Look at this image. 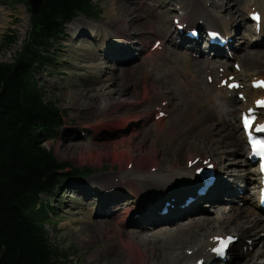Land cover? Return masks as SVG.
Returning <instances> with one entry per match:
<instances>
[{
	"label": "rangeland",
	"instance_id": "374dc122",
	"mask_svg": "<svg viewBox=\"0 0 264 264\" xmlns=\"http://www.w3.org/2000/svg\"><path fill=\"white\" fill-rule=\"evenodd\" d=\"M194 1L197 2V0ZM224 1L227 3L226 8L215 7V11L221 12L224 17L231 20L236 18V13L237 15L240 14L243 25H246L244 22L246 0ZM94 2L101 8L100 17L97 19L82 15L79 17L81 20L98 25V27H101L100 25L105 28L110 26L114 30L125 31L123 33L133 38L137 45L136 47L144 51L151 46L156 37H164L165 40L169 37L167 34L171 33V21L173 16L177 14V11H175L176 5L178 3H189L190 0H94ZM200 2L203 6H205V3L210 4L212 2L215 5L219 0H201ZM227 6L230 7L228 10ZM3 7L5 11H1L2 8L0 7V14L2 19L3 17L7 19H1L2 23L0 21V25L5 24L0 30V44L4 34L11 29L16 31L17 41L0 49V62L13 60L30 28L31 16L30 7L23 2ZM186 9H188L187 5ZM241 9H243V12ZM111 15L118 17H111ZM102 31L104 32L105 29H102ZM101 40L103 39L98 41ZM98 41L89 38V36H84L79 38V40L64 39V46L60 50L59 67L55 71L52 69L42 71L37 77L41 84L47 88L46 98L55 101L58 107L67 113V123L82 126L99 124V126L107 125L111 127L114 124H123V119L126 118L130 128L126 132L118 131L109 134L101 132L102 134L99 135H95V131L91 130L87 137H80L73 131H67L60 132L55 138H47L45 145L54 150L59 161L67 162L74 167L87 168L92 170V172L87 178H70L62 186L68 185V187L63 192H60L55 201L44 195L45 201L52 200V204L57 205L55 210H52L57 216L46 228L54 245L64 251H68V253L72 249L76 250V253H72V257L68 259L72 264H128V254L125 251L124 261L113 262L110 256L111 249L114 246L124 250L121 242L122 238H120L121 230L123 233L128 231L131 234L140 226L124 228L117 226L116 220L113 219L92 218L90 212L94 209V206H91V204H95L94 200L87 199L83 202L79 195L77 198L75 193L69 189L72 183L83 184L87 182L85 184L87 190L93 188L98 181L110 187L115 171H121L126 166L125 162L113 161L112 156L114 155L126 156L130 152V155L135 160L146 159L150 161V159H153L159 165L169 169V166L176 162L185 164L187 155L190 152L202 151L203 145L218 150V144L225 145L222 143L223 140L232 141L227 148L219 149V152L221 151L222 153L224 150H235L240 146V141L237 133L233 134L231 129L224 127L221 122L215 120L217 114L214 109L208 111L206 123L203 126L205 127L207 124L210 125L214 122L218 124L220 133L215 134L216 139L214 142L206 139L207 135H202L200 133L202 128L199 127L188 133H186V130H182L181 137L175 141L173 140L174 131L166 133L156 123L149 122L144 126L140 124L136 127L133 124L135 120H132L131 116L140 108L137 94H142L141 92L145 85L149 88L151 99H155L161 93H165L169 98L177 96L188 103L192 102L193 92L182 81L183 70L187 68L186 60H190L189 55L176 50L180 43L172 46L168 44L166 48L171 56L169 60L163 59L160 54L144 53L130 65L116 70L111 68L113 65H109L101 58L97 45ZM242 44L243 47H246V40ZM97 53L98 55H96ZM236 59L243 62L239 56ZM247 68L257 74L264 75V65L250 66L248 64ZM108 78H117V81L115 83L112 81L105 83ZM189 81L193 83L191 80ZM104 84L109 90L118 87L121 92H126V94L119 96L123 94L120 92L116 95L118 102L114 103L113 101L107 106L108 100H111L115 95L112 91L105 92L104 88L106 86H103ZM89 96L93 97L89 99ZM147 103H149L148 100L144 101V104ZM192 104H190L188 110L190 115L186 116V120L189 123L192 122L196 113V109ZM180 108L179 113H181ZM143 118L144 116H142L141 120ZM170 123L171 120L168 119L166 124L171 125ZM201 140L202 142H200ZM243 156L244 151L242 150V154H235L232 158L239 161L245 159ZM100 180L103 181L101 182ZM69 182L72 183L69 184ZM131 185L128 183L129 189ZM127 191L129 192V190ZM66 205L69 207L67 208ZM203 208L206 210L205 214H209L208 216L211 219L217 221L215 213L220 211H216L211 206L209 208L203 206ZM244 208L257 213L253 205H246ZM202 214L200 213V215ZM84 215L89 219L91 218L89 223L81 224L75 222V220L84 217ZM65 220L73 224L67 229L61 230L60 222ZM186 220L187 218L183 221ZM98 221L104 227L97 224ZM207 222L209 223V221H205L204 225H207ZM165 225H169V222L163 223L160 227ZM201 225L196 226L194 223L190 225L185 223L177 235L181 233L190 235V232H194V229ZM169 227H172V225ZM111 228L114 229L111 230ZM152 229H146L148 235L151 234ZM225 231V228L219 227L218 224L213 230L204 232L203 239L209 238L214 233H224ZM228 231L233 232L232 229H228L226 232ZM161 237H163L159 250L161 255L176 256L177 252L193 246L190 244L188 247L170 250L168 249L169 240H172L176 235L173 236L172 232H166ZM153 258H149L146 261L143 260V264H154L156 260ZM178 260L176 259V261Z\"/></svg>",
	"mask_w": 264,
	"mask_h": 264
},
{
	"label": "trees",
	"instance_id": "16d2710c",
	"mask_svg": "<svg viewBox=\"0 0 264 264\" xmlns=\"http://www.w3.org/2000/svg\"><path fill=\"white\" fill-rule=\"evenodd\" d=\"M99 12L93 0H43L14 61L0 63V264H69L44 230L49 207L40 194L84 170L61 163L43 145L63 119L55 102L45 99L36 71L54 64L50 48L66 22ZM15 40L7 34L2 46Z\"/></svg>",
	"mask_w": 264,
	"mask_h": 264
},
{
	"label": "bare ground",
	"instance_id": "6f19581e",
	"mask_svg": "<svg viewBox=\"0 0 264 264\" xmlns=\"http://www.w3.org/2000/svg\"><path fill=\"white\" fill-rule=\"evenodd\" d=\"M197 9H200V7L197 5L196 6ZM230 7L227 6V10ZM202 10H205L202 8ZM208 11V10H205ZM237 12V10H236ZM111 17H118L116 15H111ZM239 15L236 17V19H239ZM2 19V15L0 14V21ZM3 19H7L6 17H3ZM2 19V20H3ZM119 19V18H116ZM236 19H233V21H236ZM240 20V19H239ZM79 21L78 19H76L74 22ZM3 21H1L2 23ZM196 23L199 24V20L196 21ZM75 24V23H73ZM72 24V25H73ZM79 26L80 25H84L82 22H78ZM5 24L0 25V30L1 28L4 26ZM71 25V26H72ZM101 29H104L105 27L102 25H100ZM96 27V28H95ZM95 27L90 26L89 24H87V30L84 34H79L78 36L80 38H83L84 36H89V38H92L96 41L99 40V36H100V32L98 29V25H95ZM110 27V26H109ZM75 29L76 30H80L83 29L82 27L77 28L76 24H75ZM75 30V31H76ZM113 33V36L115 37L114 40L115 41H120L123 40L124 34L122 32H119L117 30H110ZM104 38V42L102 41H98V44H100V49H103V52H100L102 54H100L103 58V56H105L104 58H106L107 55H103V53H106V50L104 48H102V46L104 47L103 44L108 45L107 43H112V41L107 42L108 40H110V38H108L107 36H105V33H103ZM242 42V41H241ZM250 46V45H249ZM248 46V48H244V47H239L240 50H242V54L239 55V57L243 60V72L247 71V66L248 64H250V66L255 65V66H261L264 65V50L258 49L257 51H253V49H249L250 47ZM98 55V53L96 54ZM197 61H194V58H191L190 60L187 59L186 60V70H184V76H182V81L188 85V87L190 88V90L193 92V95L191 97L192 102L188 103L187 101H184L182 98L174 96L171 98H168V100H170L169 102V106L167 107V109L169 111H171L170 114V119H171V123L174 124V128L171 131H174L175 134L181 133L182 130H187L188 132L193 131L195 128L199 127L202 128L201 129V134L202 135H207V139H209L211 142H214L215 137L213 135L214 134H218L220 133V130L218 129V124L216 122H214L213 124L211 123L210 125L207 124L205 127L204 124L206 123V118H207V114L208 111L210 109H216V114L217 116H220L222 120V123L224 121H227V118H230L232 115H235V111L237 109V104H238V100H229V101H222L219 100L218 103H214L213 100L215 101L216 98H218V90L215 89L213 86L214 85H209L207 84V82L205 81V83L203 82V80H200V82H198V86L192 84L187 77H192V70L196 73L199 74V76H201L202 74V68H201V64H208L210 61H207L204 57H201L200 59H196ZM250 71V69H249ZM239 76L242 79H245L248 74L247 73H241L239 74ZM195 79H198V76L195 75ZM108 83L109 81H112L113 83H115L117 81V78H108L106 79ZM189 83H191V85H189ZM103 86H106V84H104ZM102 86V87H103ZM97 90V88H95ZM105 92H110L112 91L115 95V97H112L111 100H108L109 102L106 104L107 106H109L113 101L114 103H117L118 100L116 95L119 94L121 92V90L116 87L115 89H111L109 90V88L106 86V88H104ZM98 92V91H97ZM95 92V93H97ZM260 91H257V93H259ZM123 94L119 95V96H123L126 94V92H121ZM142 94H137L139 96L138 98V103L140 104V108L137 110V112L131 116V118L133 119H137V117L142 114L145 113L147 111L153 110L155 111L156 106L160 105V101L162 97H156L155 99H151V95L149 92V88L147 85L144 86L143 91L141 92ZM220 93V92H219ZM221 94V93H220ZM113 95V96H114ZM225 96V94H224ZM90 97L93 96H89ZM175 97H177L175 99ZM140 99V100H139ZM149 103L144 104V101H147ZM125 102V101H123ZM185 103L187 104L185 106ZM194 103V104H192ZM190 104H192L195 109H196V113L194 115V118L192 119V122L189 123L188 120H186V116L190 115L189 110V106ZM83 106V105H82ZM179 107L181 113H179ZM87 110V109H86ZM230 120H233V118H231ZM127 119H123V124H114L113 126H111V128L105 129L108 130L111 133H114L115 130H117L118 127H123L125 126V124H128V122H126ZM164 122V120L162 121V123ZM231 125V124H229ZM105 128V127H109L107 125H103L101 126V128ZM101 131V130H100ZM185 138V137H184ZM204 140V139H203ZM202 142V140L200 141ZM225 145H229L230 141L227 140H223L222 142ZM236 153H241V149L235 150ZM234 153H228L225 156H220L218 153H216V151H214V157L217 160V162H219L220 164H228L227 162H225V159L228 158L229 160V165L224 167V170L226 172H240L242 171L239 167H241L242 165L246 164L245 161H241V162H235L232 161V155ZM113 157V161H121V162H125V164L127 165L130 161H133V167L132 169H127V167L123 168L122 171H115V175L120 176V178H125L127 180V182H129L130 184H132L133 188H135V192H139V193H143L145 195H147L146 197H153L155 194L153 195H149V191H156L157 195L161 193L160 196L164 195L162 194L163 191L165 192H170L174 187H176V185H181V182H185V181H191L192 180V170L188 167H181L180 169H172V170H168L165 167L161 166L158 171L155 172H150L148 171L146 168H150L151 165H158L155 164V160L150 159L149 160H144V159H133V156L130 155V152L128 154L125 155H121V156H112ZM141 164H145V168H142L141 170H139L137 168V165H141ZM176 164V163H174ZM171 164L169 167H171ZM173 168V167H172ZM246 179L251 180V181H255V177L254 176H248L246 177ZM114 179H111V182H113ZM101 182L103 180H100ZM121 182V181H120ZM188 184V183H185ZM77 185V184H76ZM102 185V186H101ZM111 186V185H110ZM94 187L96 188H104L106 189L107 185H103V184H97ZM114 187L111 189L113 190ZM82 190H86V185L83 186ZM220 192V191H219ZM228 192H232L231 189L228 190ZM149 195V196H148ZM156 197V196H155ZM109 198V197H108ZM214 198V197H213ZM156 202H150V206L155 205ZM213 208L216 211H220V212H216V220L215 221L213 219H211L210 216H208L209 214H205L203 213L202 215H196V212L198 210H201V206L199 205L196 209H192L189 210L188 213H186L184 215V217L187 218L186 221H182V219H167L166 221L169 222V225H165L164 227H160L161 222H157V223H142V225H140V227H138L135 231H133L131 234L128 231H125L124 233L120 234V238L121 242H122V246L124 247V250H122L119 247H113V249H111V253L110 256L113 260V262L119 261L122 262L125 259V252H127L128 254V264H143V259L146 261L149 258L154 257L153 259L156 260V262L154 264H182L188 260H190V258H192V256H186L183 252H178L177 254V258H183V260L181 262H177L176 261V257L174 256H165V255H161L159 253L160 250V242L163 241V237H161L162 235H165L166 232H172L173 236L176 235V237H174L172 240H169V246L168 249L172 250L173 248L176 249H181L182 247H188V245L192 244L193 247L190 248H194L195 249V254H200L204 248L206 247V245L208 244L204 242L203 239V235L204 232H208L209 230H213L215 226L219 227H224L225 230L228 229H237L236 233H240L241 234V238L245 241L246 238H250L252 237L253 239H255V244L258 245L260 244V246H258L256 253L255 250L254 255H252L249 259H246L238 264H264V235L260 236V232H264V216L259 215L257 213H252L251 211H246L244 210V208H237V211L235 210V208L232 205H227L224 204L221 207H215V205H213ZM232 208V211H230V209ZM104 209V208H103ZM107 210V208L105 209ZM236 211V213H239V218L235 219L232 214ZM126 213V209L122 212V213ZM127 214V213H126ZM97 217H101L96 215ZM125 220L122 222V224L124 225V228H127L126 226H128V223H132L133 221L131 219H129V217H126L124 215ZM223 219V220H222ZM105 220V219H103ZM162 220V219H160ZM158 220V221H160ZM185 220V219H184ZM245 220L250 221V223H252V225L245 231L244 229H240L241 227V222H244ZM205 221H209V223L207 225H204ZM222 221V222H219ZM89 223V222H88ZM187 223L188 225L190 224H196L199 225V223H201L202 225L199 226L198 228L196 227L194 229L193 234L191 235H187V234H183L181 233L180 235H177L178 231L181 230V227L183 224ZM198 223V224H197ZM97 224H100V226H102L103 224L101 222H97ZM135 224V223H134ZM136 224H140V223H136ZM247 224V223H246ZM149 225V227H143V226H147ZM172 227H169L171 226ZM104 227V226H102ZM153 227H155L154 229H152ZM114 228H111V230ZM151 230V234H147V230ZM258 229H261L258 232ZM111 230L109 229V231L111 232ZM215 234V233H214ZM221 234V233H220ZM217 235V234H216ZM145 254V257H144ZM251 253H248V255H250ZM247 257L245 256H241L239 255V259Z\"/></svg>",
	"mask_w": 264,
	"mask_h": 264
},
{
	"label": "snow or ice",
	"instance_id": "6c2138e0",
	"mask_svg": "<svg viewBox=\"0 0 264 264\" xmlns=\"http://www.w3.org/2000/svg\"><path fill=\"white\" fill-rule=\"evenodd\" d=\"M244 120H245V124L250 128L252 121L247 116L244 117ZM260 128L261 130H264V125H261ZM253 145L256 147V150L259 154L264 155V140L258 141L255 138H253ZM227 242L228 241H225V245L227 244ZM214 250L222 254L224 248L221 247V248L214 249Z\"/></svg>",
	"mask_w": 264,
	"mask_h": 264
},
{
	"label": "water",
	"instance_id": "95a60500",
	"mask_svg": "<svg viewBox=\"0 0 264 264\" xmlns=\"http://www.w3.org/2000/svg\"><path fill=\"white\" fill-rule=\"evenodd\" d=\"M32 6L33 14H37L42 3V0H29Z\"/></svg>",
	"mask_w": 264,
	"mask_h": 264
}]
</instances>
